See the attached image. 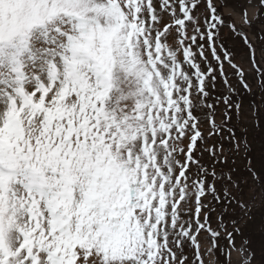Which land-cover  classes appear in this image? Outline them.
Wrapping results in <instances>:
<instances>
[{
	"label": "snow or ice",
	"instance_id": "6c2138e0",
	"mask_svg": "<svg viewBox=\"0 0 264 264\" xmlns=\"http://www.w3.org/2000/svg\"><path fill=\"white\" fill-rule=\"evenodd\" d=\"M218 7L0 0V264H204L205 233L231 264L222 213L264 207V157L236 122L237 85L264 91V37Z\"/></svg>",
	"mask_w": 264,
	"mask_h": 264
},
{
	"label": "rangeland",
	"instance_id": "374dc122",
	"mask_svg": "<svg viewBox=\"0 0 264 264\" xmlns=\"http://www.w3.org/2000/svg\"><path fill=\"white\" fill-rule=\"evenodd\" d=\"M214 2L219 6L218 10H220L226 18H230V21L234 20L237 25L242 26V30L249 35L253 41H256L257 44L259 43L257 36L264 34V31H262V29H264V7H261V0H214ZM245 10H247L248 17L253 21L251 26L244 25L243 13ZM234 45L236 47H234ZM227 46L229 48H234V51L237 52H242L246 47L243 45L242 40L235 35H233L231 40L227 41ZM237 59H240V57L238 56ZM257 59L260 63H264V57L260 56L259 52H257ZM245 66L248 67L250 72L253 70L250 65L246 64ZM259 81L260 77L257 76V84ZM237 89V96L243 104L244 123L239 124V117L236 122L242 132L248 131V141L254 143L256 147L255 150L251 151L253 156L257 155L259 156L258 158L261 157L262 159V157H264V152H262V149H264V129L261 128L260 131L254 130L258 129V122L264 121V91L254 87L252 92H245L238 85ZM219 93L228 94L227 90L218 83L217 91L213 92V96H217ZM253 108H257V111L262 115L260 120L255 117L257 112L253 111ZM245 164L246 162L244 160H237V165L239 167L243 168ZM259 164L258 161L257 165L259 166ZM213 207H216L215 204H213ZM227 211H231V217L228 223L231 224L232 219L236 217L238 220L236 227L240 230L239 234H237L238 236L236 235L235 238V247L230 250L231 264H245L246 257L244 256L242 249L246 247V242L252 240H249V237H257V232L258 237L254 240V245L252 247L258 256L264 253V229H262L264 227V211L260 206L259 200H257V206L252 208L247 215L236 209H227ZM220 212L221 210L217 209L216 213L211 214L212 225L214 228L217 227V215L220 214ZM228 230L230 231V227ZM252 232L254 235H252ZM203 237L201 247L204 264H224L223 255H218L215 250L212 252L207 251V249L211 247L207 233L203 234ZM221 242H227V240L221 239L219 243L221 244ZM187 254L189 256L192 255L191 251Z\"/></svg>",
	"mask_w": 264,
	"mask_h": 264
},
{
	"label": "trees",
	"instance_id": "16d2710c",
	"mask_svg": "<svg viewBox=\"0 0 264 264\" xmlns=\"http://www.w3.org/2000/svg\"><path fill=\"white\" fill-rule=\"evenodd\" d=\"M261 3V2H260ZM218 11H220V10H218ZM221 12V11H220ZM262 37H264V34L263 35H261ZM253 111H256L257 113H256V115H255V117L257 118V119H261V117H262V115L259 113V111H257V108H253ZM261 122V121H260ZM260 122H258V124H257V126H258V129H256V130H254V131H257V130H261V127H260ZM239 130V133H241V134H245V138L248 140L249 138H248V131H241L240 129H238ZM251 138V137H250ZM249 144H250V151H253V150H255V145H254V143H252L251 141H249ZM255 157V162L256 163H258V161H259V163H261L262 162V159H261V157L260 158H258L259 156H254ZM246 162V161H245ZM262 210L264 211V207H262ZM223 215H224V217H225V223H228V221H229V219H230V217H231V211H224L223 213H222ZM232 220H237L236 219V217H234ZM238 221V220H237ZM228 225H229V227H230V231L232 230V228H231V224H229L228 223ZM236 226H237V224H236ZM262 229H264V227L262 228ZM256 231V230H255ZM252 235H254V233L252 232ZM238 236V235H237ZM257 237H258V232H257ZM257 237H255L254 236V238H251V237H249V240L250 239H252L251 241H253V242H247V244H246V247H248L249 248V246H250V249L251 250H254L253 249V245H254V240H256L257 239ZM240 243H242V242H240ZM227 244V242H221V245H226ZM243 244V243H242Z\"/></svg>",
	"mask_w": 264,
	"mask_h": 264
}]
</instances>
